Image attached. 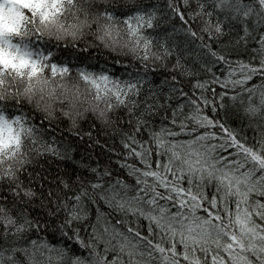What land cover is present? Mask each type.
I'll return each instance as SVG.
<instances>
[{"label": "snow or ice", "instance_id": "snow-or-ice-1", "mask_svg": "<svg viewBox=\"0 0 264 264\" xmlns=\"http://www.w3.org/2000/svg\"><path fill=\"white\" fill-rule=\"evenodd\" d=\"M0 264H264V0H0Z\"/></svg>", "mask_w": 264, "mask_h": 264}, {"label": "trees", "instance_id": "trees-1", "mask_svg": "<svg viewBox=\"0 0 264 264\" xmlns=\"http://www.w3.org/2000/svg\"><path fill=\"white\" fill-rule=\"evenodd\" d=\"M102 3V0H95V3ZM94 3V4H95ZM86 41H92L91 44ZM31 45L36 49H44L52 51L53 55L57 57L58 62L69 64L71 67H88L90 70L107 69L120 75L123 71L121 65L116 64L115 55L108 50L98 46L91 35L86 36L83 40L78 41L76 46L66 45L63 42H56L54 40H33ZM87 139V138H85ZM84 148V145H80ZM95 153H99L100 148L90 149ZM52 169L57 167L56 163L51 162ZM47 166V165H46Z\"/></svg>", "mask_w": 264, "mask_h": 264}, {"label": "rangeland", "instance_id": "rangeland-1", "mask_svg": "<svg viewBox=\"0 0 264 264\" xmlns=\"http://www.w3.org/2000/svg\"><path fill=\"white\" fill-rule=\"evenodd\" d=\"M92 3L94 4L95 3V0H92ZM95 4H99L98 2H96Z\"/></svg>", "mask_w": 264, "mask_h": 264}, {"label": "clouds", "instance_id": "clouds-1", "mask_svg": "<svg viewBox=\"0 0 264 264\" xmlns=\"http://www.w3.org/2000/svg\"><path fill=\"white\" fill-rule=\"evenodd\" d=\"M89 35H91V34H89ZM90 44H91V42H90Z\"/></svg>", "mask_w": 264, "mask_h": 264}]
</instances>
